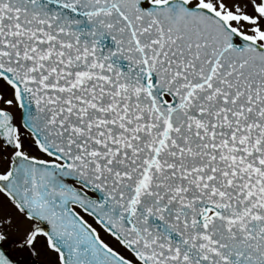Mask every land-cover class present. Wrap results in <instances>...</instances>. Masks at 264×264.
<instances>
[{"label":"snow or ice","instance_id":"6c2138e0","mask_svg":"<svg viewBox=\"0 0 264 264\" xmlns=\"http://www.w3.org/2000/svg\"><path fill=\"white\" fill-rule=\"evenodd\" d=\"M0 264H264V0H0Z\"/></svg>","mask_w":264,"mask_h":264}]
</instances>
